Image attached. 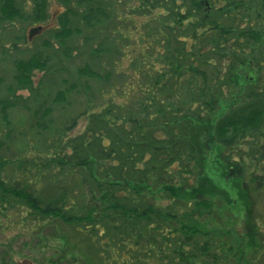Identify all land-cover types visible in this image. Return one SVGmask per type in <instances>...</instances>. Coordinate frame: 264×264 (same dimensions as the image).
Segmentation results:
<instances>
[{
    "label": "trees",
    "instance_id": "obj_1",
    "mask_svg": "<svg viewBox=\"0 0 264 264\" xmlns=\"http://www.w3.org/2000/svg\"><path fill=\"white\" fill-rule=\"evenodd\" d=\"M29 1L32 22H44L48 0ZM56 1L57 44L85 31L83 44L99 41L92 56L110 49L121 57L138 38L146 87L128 79L124 104L90 113L84 131L67 140L69 152L38 168L35 187L0 178V216L19 211L21 223L37 232L57 225L62 256L78 252L87 264H232L229 251L239 240L226 247L196 218L214 206L225 215L239 203L249 206L258 178L249 162L257 155L264 163V143L256 141L264 138V0ZM16 6L0 0V22L20 18ZM153 54L162 66H145ZM47 63L38 55L13 61L15 88L33 94L35 70L53 80ZM76 73L103 78L86 64ZM8 87L0 100L5 125L17 100ZM65 92L55 91L52 102L63 103ZM42 110V117L51 113ZM210 152L228 189L207 174ZM8 162L0 158V171ZM40 179L47 181L42 188ZM240 255L232 254L237 264H249Z\"/></svg>",
    "mask_w": 264,
    "mask_h": 264
},
{
    "label": "rangeland",
    "instance_id": "obj_2",
    "mask_svg": "<svg viewBox=\"0 0 264 264\" xmlns=\"http://www.w3.org/2000/svg\"><path fill=\"white\" fill-rule=\"evenodd\" d=\"M15 4L21 9V17L0 22V100L7 96L8 86L9 89L14 87L13 93L17 99L10 98L11 102L16 101V105L7 109L8 126L0 120V158L9 161L0 171V178L7 184L19 181V185L27 180L30 185H26L32 187L42 163L49 161V158H62L69 152L67 140L84 131L90 113L100 112L110 105L124 104L121 93L126 90L128 79L142 87H146V80L140 73L142 67L138 68L137 53L142 51L137 50L138 38L126 43V52L121 57L110 49L98 57L90 54L91 49L97 48L98 39L83 44L86 37L84 31L68 41L62 52L64 46L57 44L53 38V32L59 30L56 17L62 11L58 2L48 0L46 19L41 23L32 22L29 16L32 3L29 0H15ZM32 28L36 31L29 36ZM92 36L93 33L91 39ZM48 43L50 46H47ZM67 52L69 56H63ZM34 55L48 59L47 68L51 69L53 80H49L50 74L45 76L46 70L33 71L30 78L35 92L32 94L29 90L15 88L12 76L15 74L13 61L27 60ZM85 64L99 72L102 80L77 77L76 70ZM149 64H153L154 68L158 64L162 66L154 54L146 60L145 66ZM106 75L108 79L105 80ZM71 85L73 88H70ZM84 85L88 86L87 90ZM59 90L66 91L65 101L56 104L52 102V97ZM44 108L51 109V113L43 118L41 112ZM83 111L87 113L82 115ZM37 122L46 130L35 128L33 124ZM64 126H68V130H64ZM256 141L262 144L264 138ZM204 160L207 174L214 184L228 189V182L223 179L215 154L210 152ZM249 163L255 166L253 173L258 175L250 183V205L242 201V206L240 203L233 206L232 213L228 210L229 214L226 215L216 206L209 205L212 208L203 210L196 218L206 230L211 228L220 240H226V247L232 245L229 239L232 243L236 238L239 240V247H232L231 253L229 251L232 264L238 263V258L232 256L234 252L241 253L240 258L249 261V264H264V170L260 168L264 163L262 165V159L257 155ZM41 180L38 181L42 188L47 181ZM229 192L234 198L233 192ZM14 212L8 210L11 215L9 220L0 216V261H5L2 264H87L84 255L78 252L62 256L66 248L62 240L55 238L57 225L48 223L37 232L31 224L21 223L19 211ZM251 249H256L252 255Z\"/></svg>",
    "mask_w": 264,
    "mask_h": 264
},
{
    "label": "water",
    "instance_id": "obj_3",
    "mask_svg": "<svg viewBox=\"0 0 264 264\" xmlns=\"http://www.w3.org/2000/svg\"><path fill=\"white\" fill-rule=\"evenodd\" d=\"M35 31H36V29H31V30L29 31V36H31L32 33L35 32Z\"/></svg>",
    "mask_w": 264,
    "mask_h": 264
}]
</instances>
